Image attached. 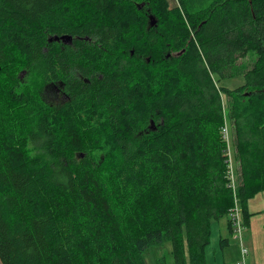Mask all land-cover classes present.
Segmentation results:
<instances>
[{
    "label": "trees",
    "instance_id": "16d2710c",
    "mask_svg": "<svg viewBox=\"0 0 264 264\" xmlns=\"http://www.w3.org/2000/svg\"><path fill=\"white\" fill-rule=\"evenodd\" d=\"M176 3L0 0V264H146L164 241L174 264H206L235 198L248 226L264 192V0ZM58 79L69 100L53 108L40 91Z\"/></svg>",
    "mask_w": 264,
    "mask_h": 264
},
{
    "label": "rangeland",
    "instance_id": "374dc122",
    "mask_svg": "<svg viewBox=\"0 0 264 264\" xmlns=\"http://www.w3.org/2000/svg\"><path fill=\"white\" fill-rule=\"evenodd\" d=\"M169 8L174 7L177 3L176 0H167ZM143 7V4L138 5L137 9H140ZM150 15H148V27L150 26L151 20H149ZM152 17V16H151ZM156 21V18L153 17ZM156 25V23H155ZM154 25V26H155ZM25 73H20V76L23 77ZM244 80L242 78H235L230 80H224L222 81L221 85L224 87H229L230 89H233L239 85H242ZM44 89H42L41 92V99L43 100V96L45 93L43 92ZM50 96V95H48ZM224 98V97H223ZM225 109V105H224ZM225 111V110H224ZM225 117V113H224ZM224 123L229 125L228 120H224ZM229 131V127H228ZM230 156L232 158V151H230ZM235 187H237L235 185ZM234 187V191L236 188ZM247 211L249 214V223L248 226L245 225V230L242 234V243L244 247L248 250V258H247V264H250L249 261L254 264V261L260 262L261 259L264 257V192H260L247 200ZM219 223H226V219L223 218L220 221H215L211 224L210 229V238L208 241V244L206 245L204 249V255L206 257V264H226L224 261H221L220 256L223 254V250H226V254L228 255V263L233 264V261L231 258H234V247L236 248V254L237 257L240 256L239 252V245L240 243L234 239V236L229 235L226 231L222 233L221 238L227 237L230 241V244L228 247L222 249V247L219 244V233L217 232L218 229L221 230V227L217 226ZM217 230V231H216ZM235 240V241H234ZM232 245V246H231ZM230 252V254H229ZM171 245L169 242L164 241L161 243L160 246H155L149 248L146 253L144 254V259L146 264H174L173 257L171 256Z\"/></svg>",
    "mask_w": 264,
    "mask_h": 264
},
{
    "label": "built area",
    "instance_id": "2783aa9c",
    "mask_svg": "<svg viewBox=\"0 0 264 264\" xmlns=\"http://www.w3.org/2000/svg\"><path fill=\"white\" fill-rule=\"evenodd\" d=\"M220 137L222 138V140L224 141L225 145H226V159H227V163H228V168H229V178H230V187L231 189L234 191V187L236 185L235 183V177H234V171H233V162H232V158L230 156V135H229V131H228V127L227 125H223L220 128ZM234 206L230 209L229 212V216H230V223H231V231H232V236H234V239L236 241H238L240 243L239 245V254H240V260L238 262V264H247L246 263V256H247V249L243 247L242 245V234L243 231L245 230V225L242 221L241 218V214L240 213V209L238 207V202L236 201V198L234 200ZM234 240V241H235ZM264 264V261H263Z\"/></svg>",
    "mask_w": 264,
    "mask_h": 264
},
{
    "label": "flooded vegetation",
    "instance_id": "af4514ba",
    "mask_svg": "<svg viewBox=\"0 0 264 264\" xmlns=\"http://www.w3.org/2000/svg\"><path fill=\"white\" fill-rule=\"evenodd\" d=\"M69 46L73 45V42L68 44ZM73 77H76L78 79L83 80L84 82H87V79H83L76 69L71 70V75ZM45 95L43 96L44 103L49 105L50 107L57 108L65 101L69 100V95L66 90V83L64 80H59L53 83H48L43 86ZM50 95V96H48ZM155 123V128H156ZM155 130V129H154Z\"/></svg>",
    "mask_w": 264,
    "mask_h": 264
},
{
    "label": "crops",
    "instance_id": "0c3cea01",
    "mask_svg": "<svg viewBox=\"0 0 264 264\" xmlns=\"http://www.w3.org/2000/svg\"><path fill=\"white\" fill-rule=\"evenodd\" d=\"M218 227L220 226L221 227V230L220 229H218V233H219V239H227V237H225V238H221V236H222V233H224V231H226L227 233H229V231H228V228H226L227 226H226V223L224 224V223H219L218 225H217ZM231 238H232V235H231ZM229 241V240H228ZM229 244H230V241L228 242V246H229ZM242 245H243V243H242ZM228 246H226V247H228ZM232 246V245H231ZM226 247H224V248H226ZM243 247H244V245H243ZM224 248H222V249H224ZM245 248V247H244ZM226 250H228V249H225V250H223V254H222V256H220V258H221V261H224L226 264H229L228 263V255L225 253L226 252ZM248 251V250H247ZM229 254H230V252H229ZM232 254H234L233 256H234V258H231L232 259V261H233V264H238V262H239V260H240V256H238L237 257V254H236V248L234 247V253H232ZM248 254L249 253H247V256H246V263H247V258H248ZM248 260H249V258H248ZM263 261H264V257L261 259V261L260 262H256V260L254 261V264H263ZM249 263L250 264H252L250 261H249Z\"/></svg>",
    "mask_w": 264,
    "mask_h": 264
},
{
    "label": "water",
    "instance_id": "95a60500",
    "mask_svg": "<svg viewBox=\"0 0 264 264\" xmlns=\"http://www.w3.org/2000/svg\"><path fill=\"white\" fill-rule=\"evenodd\" d=\"M149 20H151V24H150V26H154L156 22H155L153 16H152V17L150 16V17H149ZM59 39H61V41H62L63 43H65V44H69V43L72 42V38H70L69 36H63V37H61V38H59ZM52 40L58 41V39H56V38L49 39L50 42H52ZM131 54H132V52H131ZM148 127H149L150 129H152V130L155 129V126H154V123H153V122H152V123L150 124V126H148Z\"/></svg>",
    "mask_w": 264,
    "mask_h": 264
}]
</instances>
